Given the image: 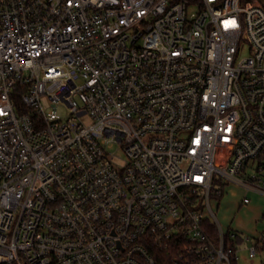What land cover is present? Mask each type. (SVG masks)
<instances>
[{
    "label": "built area",
    "instance_id": "obj_1",
    "mask_svg": "<svg viewBox=\"0 0 264 264\" xmlns=\"http://www.w3.org/2000/svg\"><path fill=\"white\" fill-rule=\"evenodd\" d=\"M221 182L264 198L261 0H0V264H239Z\"/></svg>",
    "mask_w": 264,
    "mask_h": 264
},
{
    "label": "rangeland",
    "instance_id": "obj_2",
    "mask_svg": "<svg viewBox=\"0 0 264 264\" xmlns=\"http://www.w3.org/2000/svg\"><path fill=\"white\" fill-rule=\"evenodd\" d=\"M264 4V0H261ZM44 106L50 109V103L43 99ZM58 113L66 116V107L60 105ZM85 122L89 123L88 116L84 117ZM116 150V147L114 148ZM222 195L214 192L211 195L215 213L222 227L230 229L245 238L240 245L239 264H264V199L256 198L251 204L241 205L244 191L233 185L221 182ZM249 238V239H246ZM258 246L255 256L251 255L250 248Z\"/></svg>",
    "mask_w": 264,
    "mask_h": 264
},
{
    "label": "crops",
    "instance_id": "obj_3",
    "mask_svg": "<svg viewBox=\"0 0 264 264\" xmlns=\"http://www.w3.org/2000/svg\"><path fill=\"white\" fill-rule=\"evenodd\" d=\"M248 196L252 199V202H253V200L256 199V198H257V199H258V198H259V199H260V198H263V197H261V196H259V195L254 194V193H252V194L249 193ZM263 199H264V198H263Z\"/></svg>",
    "mask_w": 264,
    "mask_h": 264
},
{
    "label": "trees",
    "instance_id": "obj_4",
    "mask_svg": "<svg viewBox=\"0 0 264 264\" xmlns=\"http://www.w3.org/2000/svg\"><path fill=\"white\" fill-rule=\"evenodd\" d=\"M252 1H255V0H242V3L244 4V3H247V2H252ZM223 193V192H222ZM222 193L220 192V194H218V195H222ZM160 264H168V263H166V262H160Z\"/></svg>",
    "mask_w": 264,
    "mask_h": 264
}]
</instances>
